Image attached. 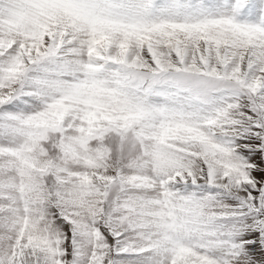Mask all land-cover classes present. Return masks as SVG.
Masks as SVG:
<instances>
[{"label": "snow or ice", "instance_id": "snow-or-ice-1", "mask_svg": "<svg viewBox=\"0 0 264 264\" xmlns=\"http://www.w3.org/2000/svg\"><path fill=\"white\" fill-rule=\"evenodd\" d=\"M0 264H264V0H0Z\"/></svg>", "mask_w": 264, "mask_h": 264}]
</instances>
